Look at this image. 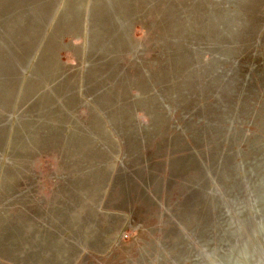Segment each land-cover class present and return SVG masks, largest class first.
Listing matches in <instances>:
<instances>
[{
	"label": "rangeland",
	"instance_id": "374dc122",
	"mask_svg": "<svg viewBox=\"0 0 264 264\" xmlns=\"http://www.w3.org/2000/svg\"><path fill=\"white\" fill-rule=\"evenodd\" d=\"M0 264H264V0H0Z\"/></svg>",
	"mask_w": 264,
	"mask_h": 264
}]
</instances>
